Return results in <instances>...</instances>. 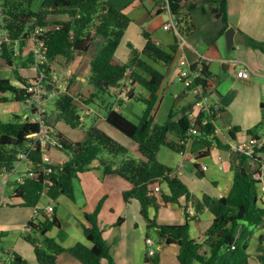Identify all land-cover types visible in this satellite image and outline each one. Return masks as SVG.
<instances>
[{
    "label": "trees",
    "instance_id": "1",
    "mask_svg": "<svg viewBox=\"0 0 264 264\" xmlns=\"http://www.w3.org/2000/svg\"><path fill=\"white\" fill-rule=\"evenodd\" d=\"M153 1L161 3V0ZM33 2L34 0L3 1L0 28L7 32L8 39L0 45V56L13 69L22 87H17L9 79H0V94L10 93L14 101L30 106L27 102L32 96L27 88L29 81L20 76L19 68L22 65L16 63L17 44L21 43L26 47L33 37L36 43L44 42L46 61L40 65V70L45 73L47 80L50 78L53 65L69 68L70 64L85 55L94 40L101 36L105 42L90 63L88 83L93 87L91 96L80 100L78 96L72 95L70 88L74 79H71L65 92L58 95L56 120L63 121L72 128L82 126L83 110L77 99L80 103L91 106L96 100L107 101L104 97L113 96L118 106H121L125 101L119 97L127 79L133 81L130 99L142 101L145 110L137 123L127 118L121 110H114L112 107L104 116L110 125L138 145L140 159L130 157L126 146L95 125L86 132L84 141L73 142L54 129L55 127L50 126V120L46 119V125L56 132L60 142L58 148L69 155V160L46 163L43 161L40 148L33 150L29 157L31 168L28 175L22 177L21 183L15 182L13 198L20 202L19 206L36 208L44 195L57 203L61 197L74 201L75 182L80 179L81 174L97 167L105 176L116 174L132 185L131 189L124 193L125 201L137 200L140 203L141 215L148 222V236L150 230H153L164 239L165 244L177 246L180 264H250V242L255 230L264 225V201L259 194V182L255 178L256 171L251 162L252 158L231 151V145L220 139L215 124L220 116L215 114L210 116L201 114L197 124L201 125L205 118L208 119V123L201 125V131L193 136L190 132L194 126L188 114L189 107L170 113L164 124L155 122L161 99L160 92L165 81V74L155 66L167 67L175 61L180 45L179 39L176 37L173 44L163 47L154 41L151 33L143 30L142 35L146 40L144 49L139 51L129 44L130 58L125 64H114V56L132 23L124 9H119L105 0H44L41 9L35 12ZM164 3L176 21L180 36H189L196 31L191 13L197 8L221 21L223 28L220 35H224L229 28L228 0H205L202 3L199 0H164ZM161 12L160 9L158 13ZM64 15L68 16L69 20L52 23L49 21L51 16ZM246 38L250 48L264 53V41L249 36ZM27 62L34 64L32 56ZM198 66L199 64L195 63L193 68ZM201 67L198 84L203 85L207 93L216 92L218 84L213 81L214 75L209 66L202 63ZM138 86L147 91V97L137 95L135 89ZM7 99L1 97L0 103ZM260 107L264 111V103H261ZM224 111L222 108L221 113ZM32 112H35L34 108ZM178 114H182V118L174 121L173 117ZM35 119V117L32 120L25 119L17 114H14L12 121L9 122L0 119V180L12 172L18 161V154L25 149L30 135L40 131L41 125ZM259 128L264 129V112L261 122L255 129H250L247 135L260 138L261 135L257 131ZM240 131L239 126L230 129L231 142L236 141ZM172 135L176 138L173 139ZM189 139L197 140L204 147L210 148L216 144L221 150L231 151L234 179L231 191L226 197L215 198L207 194L202 198L193 197L188 186L175 174V170L159 160V152L163 147H168L176 153H183ZM260 152L264 156V147ZM204 156L206 152H201L198 158ZM120 158H123L122 161ZM261 158L256 162L259 163ZM194 167L197 177L201 179L206 177L198 163H194ZM47 169L51 170L50 173H47ZM163 185L167 186L168 192L163 189ZM156 188H159V191H156ZM182 198H185L187 203L184 207L185 222L177 225H159L151 211L159 213L161 209L180 205ZM191 203L194 204L195 215L187 213ZM102 205L103 200L93 212L85 213L89 225L84 226V234L91 246L78 243L71 248H65L48 235L54 228H58L62 234L56 208H53L54 212L50 217L38 223L29 222L28 227L36 236L28 234L24 239L34 247L37 263L57 264L59 256L69 252L82 264H114L111 245L104 238L99 224ZM205 209L213 215V223L200 238L194 239L190 235V223L199 220V214ZM123 221L124 219L120 218L117 225ZM3 251L12 254L9 264H29L11 248H4ZM256 258L260 264H264L263 235L259 238ZM145 262L160 264L159 256L157 254L149 256L146 253Z\"/></svg>",
    "mask_w": 264,
    "mask_h": 264
},
{
    "label": "crops",
    "instance_id": "2",
    "mask_svg": "<svg viewBox=\"0 0 264 264\" xmlns=\"http://www.w3.org/2000/svg\"><path fill=\"white\" fill-rule=\"evenodd\" d=\"M106 1H109L111 4H113L119 9H124V12L132 19V23L128 27L123 41L119 49L117 50L116 55L114 56V64L121 65L127 62V60L131 56V49L129 48V44H132L139 51L144 49L146 45V40H143V30H146L152 35L155 33L158 34V32L160 31L158 35L161 37L162 42L158 39H155L154 35L153 39L157 44H160L162 46L165 44L169 45L174 41V37L171 34L165 35L166 31L171 32V30H165L163 28L165 24L171 23V20L173 19L166 5H163L162 3L157 4L153 0H145L143 1L144 3L140 2L139 0ZM199 1L202 3L205 0ZM148 3L154 4V6L157 7V13L160 9L161 11H165L167 13L166 16L169 18V21H167L165 24H163V26H161L163 30H160L161 27L158 25L154 28H149L152 25H150V23L154 21L155 17H152V14L146 15V12L149 11ZM207 15L208 14L203 13L204 17L201 18H203V20H208V22L210 23L213 22L215 25L212 32V37L210 39L199 38L197 37V35H194L195 37H197V39L193 40L194 36H192L189 39L185 40L182 36L176 33L181 38L179 50L176 56L177 64H179L182 59L187 60L191 64H195L202 61V63H206L209 66V69L213 74V67L217 66L219 63H222V65H226V63H231L234 65L235 68H237V70H239L238 72H240V70L242 69L249 70L250 76L248 78L242 77L244 79V82H246V87L248 88L247 107L249 109L244 110L243 113L245 112L247 114L248 112L249 114L247 117H243V119H238L243 120V122L235 123L254 127V125L256 126V124L262 120L263 115L261 113V115L257 116L256 114L252 113H255L256 108L259 109L261 103H264V58L260 60L259 55L256 53L259 51L250 48L247 45V41L245 44L242 45H233V48H235V46L237 45V48L235 50L239 55L238 60H230L223 58V54L220 48L216 49L217 47H219L218 45H216L215 47L216 50L212 51V48L215 46V44H213V37L220 34L223 28V24L221 23V21H214V19L212 20L208 18ZM49 20L53 22L57 20L67 21L69 20V17L66 15L51 16ZM228 21L229 27H233L237 31L243 33L245 38L246 36H249L258 41H264V0H228ZM146 23L150 26H146ZM132 26H134L136 28L135 30L139 32L137 43L140 44V47H136L133 43L134 38L133 35L130 34ZM140 36H142L143 38H141ZM96 39H99L98 45H102L105 42L103 37H98ZM29 44H31L32 48L35 47L33 40L29 41L28 45ZM216 44H218V42H216ZM96 51L97 50H95L94 53ZM1 60L2 61H0V79H9L17 87H22V83L18 80V78H16L13 69L6 63L5 60ZM20 60L21 59L18 58V61L16 63L19 64ZM59 69L62 68H59V66L52 67L53 72H58ZM67 71L68 76L74 79L71 87L75 85V80H79L84 83L82 84V87L84 89L79 92H82L84 94H91L93 92V87L88 83L89 77L76 75L73 71H71V69H68ZM19 73L22 78L28 80L29 82L37 75L36 69L33 67L25 69L21 66V68H19ZM253 76L254 79L252 78ZM239 77L241 76L239 75ZM173 85L175 84L173 83V78L170 77V74L165 75V81L162 86V93H165V95L162 98L160 94V104L156 111L157 118L158 115L161 114V109L163 108L164 122L168 119L170 113L172 112L176 113L181 109L189 107L188 113L190 114L193 110V105L189 102L188 97L185 96L184 90H181L180 92V89H177L174 94H171L172 103L166 102L165 97L169 96V94L172 93ZM70 92H72L71 88ZM78 93L72 92L71 94L75 96V94ZM136 93H139L144 97L148 96L146 91L136 90ZM216 93L217 92L213 93L214 97L216 96ZM8 95L11 96V94L9 93L3 95L0 94V98L7 97ZM125 102L127 104L130 103V108L122 107L121 109V106H118L116 101L117 105L114 106L112 104V109L121 110L122 113L133 122H135L134 119L136 118L137 121L135 123H137L144 113V104L142 103V101H139L137 99H132ZM136 102H138L139 104L141 103L142 106L137 105V107H135L134 103ZM24 104L32 112L31 107L28 106L26 103ZM231 105L234 106V108H237L236 102L231 103ZM220 107L221 109L223 108L225 111L221 114L219 120H217L216 122L217 135L224 143H227V141H232L230 139L229 131L231 128L235 127V125H231L228 120L225 122L224 126H217V123L220 120H227V117L224 118V115L226 114V112H229V110H227L224 106L220 105ZM88 108H90V106H88ZM17 109L18 107H16L15 105V108L12 112H14V114L19 115L20 112H17ZM3 111H6L5 107L3 108ZM23 111V117L25 119L30 120L27 110L25 109ZM125 111H127V113ZM90 112L93 113V111ZM103 120H105L104 116ZM49 125L52 126V123ZM104 131L106 133L111 134L108 129ZM171 137L173 139L176 138V136L174 135H172ZM239 138L240 137L236 136V141H233V144L237 142H243L247 139L241 138V140ZM52 150H50L49 152L50 158H52ZM201 152H206V156L198 158V155ZM159 160L175 170V174L178 175L181 180L188 186L193 197L202 198L204 195L207 194L211 197L221 198L226 197L231 191L234 179V171L232 169V153L231 151L219 149L216 144L208 148L202 146L195 139H189L186 144V150L183 153H176L168 147H163L159 152ZM194 163H198L201 166L202 170L205 173V178L201 179L197 177V175L195 174ZM94 165L97 166V163H95ZM27 170L24 173H26ZM22 173V170H20V174L14 176L9 182H7V176L2 177L0 180V264H9L11 261L12 254L5 253L3 251L4 248H11L13 251L25 258L29 262V264H38L34 253V247L31 243L26 241L24 237L28 234H31L34 237L36 236L33 234L31 228L28 227V224L31 221H33L34 223H38L40 220H44L45 211L48 206H51V204L48 203L45 205L43 203V200H41V202L37 205L36 208H24L19 206L20 202L13 198V191L15 189V182L17 178L20 177L21 179V177H23ZM188 181L191 182L192 185H190ZM78 182L82 194L84 195V201L78 202L76 196L74 201H71L67 197H61L58 201L59 207L56 210V214L61 222L62 234L59 233L60 230L58 228H54L48 235L56 239L65 248H71L78 243L91 246L90 242H88L84 234V226L89 225L88 221L85 218V213L93 212L97 207L98 203L101 200H104L102 210L99 214V224L101 229L103 230L104 238L111 245V253L115 262L114 264H146L145 260L144 262H142L140 256L142 255V253H144L145 259L147 249L151 247H148L146 243L147 238L151 239L150 235L148 236V232L146 231L148 225L147 219H145L141 215V205L137 200H131L129 202H126L124 199V193L130 190L132 185L116 174L105 176L102 170L97 167L93 168V170L91 171L81 174ZM208 184L213 185V190L216 194L213 193L212 188ZM199 186H205L208 192L203 187L200 189ZM163 189L168 192V188L166 185H163ZM259 194L261 199L264 201V195H261L260 189ZM7 196L10 197L9 201L6 200ZM44 197H47L49 200H51L47 195H44ZM107 204L108 209L110 211V219H107L108 221L106 220L103 214ZM186 204L187 203L185 198H182L180 205H174L170 208L161 209L159 211L158 224H183L185 222L186 214L184 207L186 206ZM193 205L194 204L191 203L188 208H192L193 210H195ZM35 209H38L40 212H42V216L36 217ZM151 212L153 213L154 211L152 210ZM161 216H163V218L160 221L159 219ZM120 218L124 219V221L120 225H117V221ZM213 219V215L207 209H205L202 211L201 214H199V220L194 222L195 224L200 225L204 222H208L207 225L208 227H210L209 225L213 223ZM190 230H193V226L190 227ZM261 234L257 235L256 240L253 237L250 242H254L255 247L256 244L259 243V238ZM191 237L195 238V236ZM161 243L164 244V239L162 238ZM251 245L252 244H250V247ZM163 247L164 246L162 245H159L158 247L160 251L163 249L162 253L158 255L160 264H180L178 260V247L175 245H167L166 247ZM57 264L82 263L78 261L75 257H73L69 252H66L59 256Z\"/></svg>",
    "mask_w": 264,
    "mask_h": 264
},
{
    "label": "rangeland",
    "instance_id": "3",
    "mask_svg": "<svg viewBox=\"0 0 264 264\" xmlns=\"http://www.w3.org/2000/svg\"><path fill=\"white\" fill-rule=\"evenodd\" d=\"M43 1L44 0H34L33 10L35 12H38L41 9ZM161 3L163 5H165L164 0H161ZM213 6H215V5L213 4ZM148 8H149V11L146 12V15L152 14L151 16L155 17L154 21L150 23V25L152 24L151 26L147 25V23H148V21H147L146 26H150L149 28H154L157 25L161 27V26H163V24H165L167 21H169V18L166 16L167 13L165 11H162L160 14H158L157 10H156L157 7H155L154 4H149ZM195 10L191 14H192V21L194 23L196 22L195 23L196 31L194 32V34H191L189 36H185V37L182 36L183 39L187 40L194 35H197V37H199V38L210 39L212 37V32H213V29L215 27L214 23L213 22L210 23V22H208V20H203V18H201V17H204L201 8L195 9ZM151 16H149V17H151ZM207 17L212 19V20L214 19L213 16H211L209 14L207 15ZM173 20L175 21V19H173ZM58 21L59 20L54 21V22H58ZM214 21H216V20L214 19ZM50 22L52 23L53 21H50ZM175 23H176V21H175ZM203 24H205V25H203ZM135 29L136 28L134 26H132L131 30H130V34L133 35L134 45L136 47H140V44L137 43V39L139 37V32H137V30H135ZM161 29H162V27L160 28V30ZM1 30L3 31V29L0 28V40L4 37V33L1 32ZM159 32H158V34H159ZM158 34L157 33L153 34L155 36L154 38L161 41V37ZM170 34L174 37V41L170 44H173L175 42L176 37H177V39H179V41H181L180 36L178 34H176L174 30H171V32L166 31L165 35H170ZM157 35H158V37H157ZM225 35H226V32L224 35L219 34V35H216L215 37H213V39H214L213 44H215V46L212 48V51H215L216 49L220 48V50L222 51V54H223V58L230 59V60H234V59L238 60L239 55L235 50L237 48V45L235 46V48L229 50L228 46H227V41H226ZM98 37L102 38L101 36H98ZM140 37L143 38L142 36H140ZM197 37L194 36L193 40L197 39ZM143 40H144V38H143ZM98 41H99V39H95L94 42L92 43L90 50L84 56L75 59L74 62H72L70 64L69 68H67V69L62 68V69L58 70L59 83H58L57 87L54 88V90H53L54 97L49 98L47 100V105L44 107L45 110L47 111V114L45 115L44 120L49 119L50 122L52 123V126L55 127L56 130L63 133L64 136H66L68 139H70L73 142L84 141L86 132L93 125H95L99 129H101L102 131L108 129V131L112 134L111 135V134L107 133L110 137H112L114 140H116L117 142L121 143L122 145L126 146L129 149V156L130 157L135 158V159H140L141 154L138 151L137 145L132 140H130L128 137L123 135L120 131H118L113 126L109 125L105 120H103V116L106 115V112L108 111V109H110L112 107V104L114 106L117 105L116 104L117 100L113 96L112 97H110V96L104 97L107 101H101V100L94 101V103L90 106V108H88V106L81 104L79 102V100H76L77 103L79 104V106L81 107V109L83 110L82 116H84V117H82V122H83L82 124L83 125L78 127V128H72L70 125L66 124L65 122L56 120V113H57L56 112V101L58 99V95L60 93L65 92V90L69 86L70 81L72 79L68 76L67 70L71 69V71H73L74 74H76V75L83 76V77H89L90 73H91L90 72V63L96 57L98 51L100 50V48L102 46L100 44H99L100 46L98 45ZM216 42H218V44H216ZM216 45H218L219 47H217L215 49ZM167 46H168L167 44L163 45V47H167ZM21 49H22V51H21ZM16 50H17V52H19L18 58L21 59L19 64H21L23 66V68H25V69H28L31 67L34 68L33 63L27 62V61L31 60V56H32V61H34V53H33V48L31 47V44H29L28 46L25 47L21 43H19L16 45ZM95 50H97V51L94 53ZM260 52L261 51L256 52V53L259 55V59L262 60V58H264V53L263 52L260 53ZM1 59H2V57L0 56V61H2ZM226 64L229 65V67L222 65V63H219L217 66L213 67V72H214L213 81L218 84V89L216 91L217 93H216V96L214 97V101L217 102L219 105L224 106L227 110H229V112L228 113L226 112V114L224 115L225 116L224 118L227 117L226 118L227 120H224V119L220 120L217 123V126L218 127L224 126L225 122L229 120V123L231 125H235V126L237 125L241 128V131L237 134V136L240 137L239 139H241V138L244 139V138L248 137L247 132L250 129H255L258 126L259 122L256 124V126L254 125V127H249V125H241V124L235 123V122H243V120H238V119L239 118L243 119V117H247L249 114L248 112H247V114L245 112L243 113L244 110H249L247 107L248 106V99H247L248 88L246 87V82H244V79L242 77H239V74H238L239 70H237V68H235L234 65L231 63H226ZM52 67H56V66L53 65ZM155 67L159 71L163 72L165 75L170 74V77L173 78V83L175 84L172 86V93H170L169 96L165 97L166 102L172 103L171 94H174V92L177 89H180V92H181V90H184L185 96L188 97L189 102L192 103L193 108L195 110V115H196L198 112V109L195 106V100H194L193 96L185 89L183 84L180 83L179 80L177 79L179 69H180V63L177 64V58L175 59V61L170 66L165 67V66H161V65H156ZM176 74H177V78H176ZM252 78L254 79V76ZM74 83H75V85L73 87H71V91L73 93H78L79 91H82L84 89L82 87V84H84L83 82H81L79 80H75ZM136 90L146 91L142 87H138L135 89V91ZM162 92H163V88L160 92L161 97L163 98L165 93H162ZM91 94H84L82 92H79L78 94H75V96L80 95L78 99L81 100L83 98L90 97ZM137 95H140V94L137 93ZM11 97H12V94H11V96L8 95L7 101L0 103V119L1 120H3L4 122L12 121L13 116H14V112H12V111L14 110L15 105H16V107H18L17 112H20L19 115L23 116L24 115L23 110L26 109L28 116L30 117V120H32L35 117L34 113L31 112L30 109H28L27 106H25V104L23 102L17 103ZM233 102H236L237 108H234V106L231 105V103H233ZM134 104H135V107H137V105H141V103L139 104L138 102H136ZM129 105H130V103H128V104L126 102L122 103L121 109H122V107L130 108ZM245 105H246L247 109H246ZM144 106H145V104H144ZM4 107H5L6 111H3ZM87 111L88 112L93 111V113L90 112L91 114H88ZM125 112L127 113V111H125ZM263 112L264 111L259 106V109L256 108L255 113H252V112H250V113L256 114L257 116H259V115H261V113L263 114ZM217 120H219V119H217ZM134 121L136 122L137 119L135 118ZM155 122L157 124H164L166 122V121L164 122L163 108L161 109V114L158 115ZM257 131L261 136H264V129L263 128H259V129H257ZM51 157H52L51 161L57 162V163L58 162H65V161L69 160V155L60 148L53 149L51 151ZM121 159H123V158H120L119 160H121ZM30 168L31 167H29V170H30ZM27 169H28V166H26V165H22L20 167V170H22V172H23L22 173L23 176H25L24 172ZM189 183H190V185H192L191 182H189ZM208 185L213 190V185L212 184H208ZM202 187L208 192V190L205 186H202ZM202 187H200V189ZM74 190L76 192L75 196L77 197L78 202H83L84 201V199H83L84 195L82 194V191L80 189V185H79L78 181L75 182V189ZM213 193L216 194L214 190H213ZM9 198L10 197L7 196L6 200L9 201ZM47 199H48L47 197H44L42 199L43 203L45 205L50 203L51 206H53L57 210L59 207V202L57 203L56 201L49 200V199L47 200ZM103 202H104V200H103ZM103 214H104L106 220L110 219V211L108 209V204H107ZM151 215L156 216V220H157V222H159L158 221L159 213L154 211L153 213L151 212ZM162 218H163V216H161L159 220L161 221ZM207 224H208V222H204L200 225V224H195V222L192 221V223L190 224V227L193 226V230H190L191 236H195L194 239L201 237L206 232V230L209 228ZM209 226H211V225H209ZM108 227H109V225H108ZM258 229L259 228L256 229L257 231L255 230L254 235H253L255 240L257 239L256 237L258 234L262 233L261 235L264 236V227L262 229H259V230ZM146 231L148 232L149 230L146 228ZM150 238H151V240H153L154 245L148 249L154 250L157 253V255L161 254L163 249L160 251L158 249L159 245L166 247L167 244H165V242H164V244L161 243V238L153 230H150ZM251 244L252 245L250 247V253H251L250 264H259V262L256 258L257 248L259 247V243L256 244V247L254 245V242H252ZM148 249H147V252H148ZM140 259L142 260V262H144V260H145L144 259V253H142V255L140 256ZM133 260H134V256H133Z\"/></svg>",
    "mask_w": 264,
    "mask_h": 264
},
{
    "label": "built area",
    "instance_id": "4",
    "mask_svg": "<svg viewBox=\"0 0 264 264\" xmlns=\"http://www.w3.org/2000/svg\"><path fill=\"white\" fill-rule=\"evenodd\" d=\"M3 1L4 0H0V18L3 14ZM163 28L165 30H175V32L178 33L176 23L173 19L171 20V23L165 24ZM1 32L4 33V37L0 40V45H2L3 42L8 39L7 32H5L4 30H1ZM33 41L35 44V47L33 48L34 68L36 69L37 75L28 83V92L31 93L32 96L27 99V102L30 104L31 109H35V120L39 121L41 129L38 133L30 135V140L28 141L25 149L18 154V161L14 169L12 170V172L6 175L8 177L7 182H9L14 176L20 174V167L22 165L28 166V170L26 172L27 174L25 173L26 175H28L29 167L31 166L29 157L30 153L33 150L39 147L42 151L43 161L47 163L51 161L49 155L50 150L58 148L60 145L58 137L56 136V132L54 131V129L48 127L44 120V115L47 114V111L44 107L47 105V100L54 97L53 90L59 83L58 72L51 71L50 78L46 80L45 73L40 70V65H42L46 61L44 42L41 41L39 43H36L35 37L33 38ZM197 64H199V66L197 68H193L194 64H191L187 60L182 59L180 61V69L178 73L179 82L182 83L185 89L195 98V106L198 109L196 115L194 108L189 114L192 125L194 126V128L190 131L192 136L198 134L199 131H201V125H206L208 123V119L205 118L202 120L201 125L197 124V119L201 114H203L204 116H210L212 114L221 116V107L217 102L214 101L213 93H207L203 85L198 84V79L200 77L202 68V61L198 62ZM238 73L243 78H248L250 76V71L246 69H242ZM132 83V79H127L124 82V87L121 91L119 99L123 101L131 100L129 97V93L132 89ZM88 114H90V112H88ZM227 143L231 145V151L252 158L251 162L256 171L255 178L259 182L261 195H264V156L263 153L260 152V150L264 147V136H261L260 138L249 136L243 142H237L233 144L234 142L227 141ZM260 157L262 158L260 162L257 163L256 160H258V158ZM50 171V169H47V173H50ZM21 179L20 177L17 178L16 182L21 183ZM156 191H159V188H156ZM53 212V207L48 206L44 214L45 218L50 217ZM187 213H189L190 215H195V212L192 208H188ZM35 216H42V212H40L38 209H35ZM263 227L264 225L259 226L258 228L262 229ZM146 243L148 247L154 245L153 241L149 238L146 239ZM147 253L149 256H154L156 254V252L151 249H148Z\"/></svg>",
    "mask_w": 264,
    "mask_h": 264
},
{
    "label": "water",
    "instance_id": "5",
    "mask_svg": "<svg viewBox=\"0 0 264 264\" xmlns=\"http://www.w3.org/2000/svg\"><path fill=\"white\" fill-rule=\"evenodd\" d=\"M225 36H226L227 46L229 50L233 49L234 44L242 45V44H245L247 41L244 34L241 33L240 31H237L233 27H229L227 29ZM225 66L228 67L229 65L226 64ZM180 118H182V114H178L174 116L173 120L177 121Z\"/></svg>",
    "mask_w": 264,
    "mask_h": 264
},
{
    "label": "clouds",
    "instance_id": "6",
    "mask_svg": "<svg viewBox=\"0 0 264 264\" xmlns=\"http://www.w3.org/2000/svg\"><path fill=\"white\" fill-rule=\"evenodd\" d=\"M179 34V33H178ZM189 114V113H188Z\"/></svg>",
    "mask_w": 264,
    "mask_h": 264
}]
</instances>
